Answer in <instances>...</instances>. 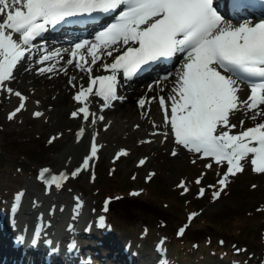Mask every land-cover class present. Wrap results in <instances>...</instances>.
Instances as JSON below:
<instances>
[{
    "label": "snow or ice",
    "instance_id": "6c2138e0",
    "mask_svg": "<svg viewBox=\"0 0 264 264\" xmlns=\"http://www.w3.org/2000/svg\"><path fill=\"white\" fill-rule=\"evenodd\" d=\"M105 16H111L112 21L97 31L91 41L82 40L64 50L71 57L67 64H75L81 71L91 73V66L98 62L103 70L110 71L109 75L89 76L87 87L81 86L74 96L77 102H86L93 96L102 99L101 110L109 108L112 102L122 99L117 94L118 74L131 79L154 64L172 62L179 57L168 96L170 113L166 110L164 114V126L168 130L162 135L174 136L177 145L214 158L217 164L227 162V171L217 182L221 187L213 193L214 198L227 186L230 175L243 170L241 162L249 154L253 171L264 173V122L236 134H230L236 125L229 123V114L241 108L254 110L252 119L264 115V109L260 108L264 105V19L234 25L221 15L214 0H0V17H3L0 88L15 78L14 70L32 56L34 41L50 27L80 22V18L99 20ZM60 56L59 51L42 54L39 63ZM107 58L111 62H103ZM82 61L89 66L85 68ZM38 70L44 73L54 69ZM241 84H248L251 90L246 100L238 96ZM6 90L13 93L10 87ZM14 95L19 98V106L8 114L9 120L25 108L27 99L20 91ZM158 99L159 106L166 108L165 97ZM138 103L143 107L145 100ZM78 113H83L85 121L89 120L87 104L71 115L76 117ZM91 115L92 124L103 119L95 113ZM83 133L81 128L78 138ZM96 153L93 135L90 154L71 175L75 177L86 169ZM172 154H176L174 150ZM143 163L141 160L140 164ZM67 178V174L52 176L50 183L59 186ZM196 183H200L199 179ZM203 193L201 189L200 195ZM183 231L180 229V234Z\"/></svg>",
    "mask_w": 264,
    "mask_h": 264
},
{
    "label": "rangeland",
    "instance_id": "374dc122",
    "mask_svg": "<svg viewBox=\"0 0 264 264\" xmlns=\"http://www.w3.org/2000/svg\"><path fill=\"white\" fill-rule=\"evenodd\" d=\"M51 40H46L48 42L42 47L41 55L55 49L56 45L53 44L55 39ZM48 45L51 47L48 48ZM21 78L22 76L16 79L18 84ZM147 80L145 79L144 82ZM7 84L8 82H5V87L0 88V146L7 145V143L13 146L12 142H8L9 139L25 138L27 145L36 149V158L30 160L27 156H17L18 151L10 147L5 149L21 159L20 162L23 165L20 169L14 166L15 172L12 171V175L0 174V207L6 204L12 205L14 193H21L22 205L20 204V207L23 212H17L16 217L19 223L29 228L30 231L36 222L43 220V217L47 220L41 222V228L53 227L59 232L66 231L65 235L68 236L71 231L67 226L80 220L77 225L79 228L77 236L81 237L83 223L89 218L90 228L103 233V242L107 238L109 241L112 238L119 239V246L113 243L109 246L115 251L111 253L115 254L116 258L119 257L115 259L119 262L123 260L120 257L123 252L121 246H125L132 253L139 255L140 263L169 264V261H172L173 264H183L171 258L176 255L174 248L179 251H188L192 248L187 241L190 232L195 238L207 234L204 228L193 230L192 219H189L193 213L195 215L198 213L200 216L199 211L219 210L224 207L240 208V206L250 208V200L241 197L235 190L251 185L259 192V202L262 207L260 217L264 218V173L253 171L250 154L241 162L243 170L229 176L227 186L231 181L235 182L232 191L226 186L218 198L212 195L199 209L191 205L179 215L177 211L170 208V200L167 197L157 202L156 198L147 196L148 190H145L147 179L153 173L160 171L165 182L175 184L179 189L199 179L200 188L209 186L214 193L220 190L221 186L217 182L227 171L226 161L217 164L214 158L204 157L202 154H195L187 149H184L182 153L176 152L172 136L165 138L162 135L168 130L164 125H161L162 127L156 125L153 128L151 127L152 122L146 123L134 118L119 117L114 115L113 111L100 112L103 119H96L95 124L91 122L93 110L90 111L87 121L84 120L83 113H78L76 117H73L72 112L78 111L79 107H84L80 102L73 107L74 109H67L59 114L53 112L46 114L45 108L36 107L37 101L41 98L38 95L33 99H26L25 108L17 113L14 119L9 120L8 114L18 107L16 104L19 99L14 95L15 85L7 87ZM9 87L13 89L12 94L6 90ZM137 95L140 96L138 93L128 98L127 101L135 102V98H140L136 97ZM160 108L158 104L154 113H161L162 116L159 117H162L161 120L164 122L163 108L162 110ZM35 112L43 115L36 117L33 115ZM142 112L143 108L140 110V113ZM146 113H144L145 116ZM253 114L237 115L239 118L236 117V119L239 122L235 124L236 127L232 128L231 132L238 133L239 129H247L253 124L264 122V115L252 119ZM63 116H67L70 121L64 120ZM156 123L157 121H153L154 125ZM85 127L86 130L89 128L87 131L91 140L95 135L97 153L95 158L90 160L88 167L73 177L71 173L81 168L83 159L90 154L89 151L84 150L85 147L76 148L71 142L80 129H85ZM91 143L92 141L88 142V139L83 141L86 147L89 144L91 146ZM173 150L175 155L172 154ZM124 152L127 154H122ZM141 160L144 161L143 164H140ZM100 162L106 168L97 178L95 169L99 167ZM209 170L212 174L208 178L206 173ZM61 174H67L68 178L61 180L59 186L50 183L52 176H61ZM49 221L50 223L58 221L62 225L58 227L57 223L53 225L48 223ZM100 221L104 223L101 226ZM207 227L210 231L208 233L215 238V228L210 225ZM182 228L184 231L180 234ZM178 238L180 240L175 243ZM255 241H258V235ZM107 260L109 261L108 257ZM237 263L238 256H234L232 264ZM194 264L200 263L194 262Z\"/></svg>",
    "mask_w": 264,
    "mask_h": 264
},
{
    "label": "bare ground",
    "instance_id": "6f19581e",
    "mask_svg": "<svg viewBox=\"0 0 264 264\" xmlns=\"http://www.w3.org/2000/svg\"><path fill=\"white\" fill-rule=\"evenodd\" d=\"M221 9L223 10L222 7ZM224 18L228 20L227 17H224ZM2 19L3 17H0V22H2ZM237 22H231V23L235 25V23ZM96 25L97 23H94L85 29H82L81 27H76V28L78 30H82V32L87 34ZM65 30H67V27H62V26L60 30L56 32H52L50 28L47 30V33L49 32L54 33L53 35L55 36L51 39H55L53 44H55L56 47L55 49H51L50 52L59 51L61 53L60 57H57L53 61L45 62L46 65H44L45 63L41 64L39 63V59L41 56L43 45L38 44L34 46L32 56H30L26 62H23L20 65H18V68L14 70L15 78L11 81H8V84H7V87L8 85H15L14 86L15 91H20L23 96H28L27 99H30V98L33 99L35 96L39 95L38 97H41V98H39V101H37L36 103L37 105L36 104L35 105L37 108L38 107L41 109L45 108L46 110H44V112H46V114L48 112L59 114L63 112L64 110H67V109L70 110L73 107H75L76 104L79 103L74 99L75 94L80 90L81 86L87 87L89 83L87 70L81 71L80 69H77L75 67V64L73 65L67 64V60L71 57H70V53H67L64 50L71 49L76 43L73 44L72 42L68 40L67 41L64 40V38H62L61 36H56L57 32H62V31H63V35L67 36V34L64 32ZM57 34L60 35V33H57ZM69 36L73 37L74 34L69 33ZM49 38L50 37H47L45 39L49 41ZM88 39H92V37L88 36ZM45 41H44V37H41L40 39L36 40V43H43ZM47 47L50 48L51 45H48ZM78 58L79 57H77L76 59ZM179 59L180 58L178 57L176 58L174 62H172L171 68H168V66H165L164 68H159L156 66L155 72H151L153 65L150 66L149 71H148L149 72L148 73L149 77L147 78L148 80L145 82L143 80L144 83L137 82L136 80H133V79L131 80L124 79L121 73L118 74L117 94L118 96L122 97V99L112 102V106L109 108H104L103 110H101L102 99L98 97H93V96H89L88 101L86 102L81 101L80 103L82 105L87 104L89 108V112L93 110V113H95L97 117L100 116L101 114L100 112L113 111L112 113L119 117L123 116V117H127L128 119L134 118L135 120L136 119L139 121L142 120L146 123L152 122L151 127L153 128L156 127V125H158V127L161 125H164V122L161 120L162 117H159V116H162L161 113H158V114L154 113V109H156L159 104L157 100L158 97L164 96L165 100L169 101L168 96L173 86L172 81L175 78L174 74L177 68L179 67V64L176 65L175 62ZM87 60L90 61V56L87 57ZM103 62H106V63L111 62V58H107ZM81 63L85 65V62L82 61ZM99 63L100 62H98V65L91 66L92 68L91 74L109 75L110 71L103 70L99 66ZM41 67H45V68L52 67L54 70L45 71L44 73H40L38 69ZM20 76H22V78L18 84L17 83L18 81L16 79H18ZM165 76H168L169 78L165 80L164 79ZM69 81H71V83ZM73 85H75V87H73ZM150 86H151V90H150ZM94 90H95V87H94ZM138 93L140 96L137 95L136 97H140V99L145 100V105L143 107L139 105L138 101H135V102L127 101L128 98L133 97L134 95ZM250 94H251V90H250L249 85L241 84L240 91L238 92V96L240 97V99L246 100L247 96ZM17 105L19 106V102L16 104V106ZM142 108H143V112L140 113V110ZM260 108L264 109V105H261ZM144 113H146L147 115L145 116ZM251 113H254V110L249 111L244 108H241L238 111L234 110L232 113L229 114L230 125L237 124V122H239L236 119V117H238L237 115H240V114L249 115ZM67 116H63V119L66 121H70ZM153 121H157V123L154 125ZM254 126L255 124L251 127H254ZM87 130H89V128H87ZM87 130L85 127L83 135L80 136L79 138L78 136L73 137L71 142L76 148L81 149L85 147L84 150H86V152L89 151L90 153V150H91L90 144L88 147L83 145V141L86 139H88V142L92 141L90 138V135L88 136ZM172 141L174 143L173 147L176 148V152L182 153L184 151V148L175 143L174 136H172ZM20 204L22 205V201ZM10 207L12 208L13 205H10V206L8 204L4 205L1 211H4L5 215H0V216H3V221L0 218V264H70V260H73V255L71 253L67 254V256L69 257V260L67 263L61 262L60 259H58V255H56V253H47L48 250L50 249V245L48 242H45V240L42 238L40 233L36 235L38 237L36 243H32V241H26L23 235L24 226L22 224H21V227L14 226L12 222V217L9 216L10 213L8 212L12 210ZM20 212H23V211H20ZM41 222H43V220L42 221L40 220L39 224H41ZM73 223L75 226H77L79 225L80 220H78V222L76 223L75 222ZM84 223L90 224L91 221L88 218ZM60 225L62 224L57 223L56 226L59 227ZM9 227L10 229L8 230ZM40 229H41V226H40ZM42 231H45L50 237L52 235L59 236L61 234V232H59L56 228H53V227H46V228L42 227L41 233ZM54 236L51 238L54 239ZM60 238H61V235H60ZM10 239L11 240L14 239L16 241L18 240V242L15 244H12L9 241ZM98 245L101 248L102 245L100 243ZM59 255L65 256V254L63 253ZM92 255H95L93 259H96L98 264H108L109 261H110L109 264H114L113 261L110 259L109 261L101 260L100 256L102 255V253H92ZM148 260H150V258Z\"/></svg>",
    "mask_w": 264,
    "mask_h": 264
},
{
    "label": "trees",
    "instance_id": "16d2710c",
    "mask_svg": "<svg viewBox=\"0 0 264 264\" xmlns=\"http://www.w3.org/2000/svg\"><path fill=\"white\" fill-rule=\"evenodd\" d=\"M8 142H12L13 146L8 143L7 145H1L2 148L0 146L1 175H6V173L12 175L15 172L14 166L20 169L23 165L20 162L21 159L12 155L14 153L5 150L9 147L18 151L17 156H27L30 160L36 158V149L27 145L25 138L9 139ZM102 164L100 162L99 167L96 168L97 178L101 176L106 168ZM160 173V171L153 173L145 182L147 185L145 190H148L147 196L156 198L157 202L167 197L170 200V208L177 211L179 215L189 209L191 205H195L199 209L213 195V191L209 186L200 188V184L196 182H191L188 186L179 189L175 184L165 182ZM211 174L212 171L209 170L206 176L209 178ZM234 187L235 182L231 181L227 189L232 191ZM185 189L187 190L185 191ZM201 189H204L203 195H200ZM235 192L250 200V208L240 206V208L224 207L219 210L199 211L200 216L197 213L191 218L194 226L193 230L204 228L205 234H207L195 238L190 232L187 241L192 245V248H189L188 251H179L172 246L176 255L171 258L183 264H194V262L200 264H232L233 257L238 256L237 264H264V258H262L264 254V218L260 217L262 207L260 206L261 202H259V192L251 185L235 190ZM249 215L251 216L249 217ZM207 225L215 228V238L212 234H209L210 231ZM257 235L258 241H255ZM178 240L180 238L176 239L175 243Z\"/></svg>",
    "mask_w": 264,
    "mask_h": 264
}]
</instances>
